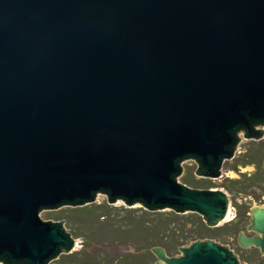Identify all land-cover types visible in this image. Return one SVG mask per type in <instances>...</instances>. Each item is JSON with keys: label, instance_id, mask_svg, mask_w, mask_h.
<instances>
[{"label": "water", "instance_id": "95a60500", "mask_svg": "<svg viewBox=\"0 0 264 264\" xmlns=\"http://www.w3.org/2000/svg\"><path fill=\"white\" fill-rule=\"evenodd\" d=\"M264 0H0V264L75 250L42 210L94 203L226 220L222 189L178 181L192 159L217 178L264 136ZM246 248L264 253V206ZM156 264H239L198 240ZM72 253V252H71Z\"/></svg>", "mask_w": 264, "mask_h": 264}, {"label": "rangeland", "instance_id": "374dc122", "mask_svg": "<svg viewBox=\"0 0 264 264\" xmlns=\"http://www.w3.org/2000/svg\"><path fill=\"white\" fill-rule=\"evenodd\" d=\"M240 138L241 141L238 144L234 155L231 157V159H225L223 161L221 165L220 177L206 178V177L198 176L196 174L199 168L198 164L194 160L189 159L181 164L183 173L178 177V181L181 182L182 184L189 186L192 189H208L206 188L207 185L209 186H211V184L213 186L220 185L227 177L232 179H238L240 178L239 176L240 173H252L254 171V167L252 166H247V167L240 166L239 167L240 172L227 168L234 164L235 159L240 154L244 153L247 143H249L250 141H262L264 140V136L261 139L255 140L253 138L246 139L244 138L243 134H240ZM185 178L193 179L195 182L198 183L199 188L192 186L189 183H185L184 180ZM214 189H221V188H214ZM256 194H258L259 196L261 192L256 191ZM238 199H239V204L241 205L245 201H249L250 199H253V203L249 213H245V210L242 207L236 208L231 201V207H229L226 220L223 221L219 227L217 228L210 227L207 224L205 217L202 216L203 221H205L204 223L206 227L210 228L213 233L212 238H207L202 240H212L225 247L228 246V248L234 252L235 256H237V259L240 260L241 264H253L252 260L254 259H258L264 262V254L261 252L260 248L248 247L247 249H243L242 247H240L238 242V235L241 231L248 238L249 236L251 237L254 236L253 231L247 230V227L251 222L250 221L252 214L251 209L260 205L264 206V202L262 204L260 203L264 201V196L261 197L260 201H258L255 198V196L253 197L248 196L245 198L240 196ZM106 206L110 208V211L106 210L102 213V207H106ZM85 208L95 210V214H90L88 216V215H80L79 213L74 212L75 209H85ZM141 210L149 211L145 209L144 206L141 204H135L134 206L131 207L126 204H109L108 196L104 194H98L95 202L91 204H85L80 206H63L61 208L53 209V210H42L40 212V217L42 220L47 222L51 221L52 223H56L58 221L64 222L63 227L65 228L66 232H68L76 240L75 250L70 251L67 254L61 253L58 256V258L53 259L52 261L49 262V264H66L67 262L69 264L70 262L73 261L72 258L69 256L71 255V252L73 253L75 251L82 250L83 245L85 243L89 244V247L87 248L88 251L93 253L99 251L101 253V257H106L107 259L113 261L114 264H123V262L127 257H132V259L133 258L141 259L142 264H156V262L159 261V258L153 251L150 250L151 249L150 245L144 247L143 250H139L137 248L139 247V245L135 244V240H133V238L130 239L126 238L124 236V233H121V236L111 237V235L106 229L107 226L110 230L113 229L125 230L126 229L125 224L127 223L125 222L126 218H132V219L139 218V216L142 214ZM163 211L165 212V211H175V210L163 209L154 212H163ZM180 214H184V213L182 212ZM100 215L102 216L99 218ZM237 216H239L242 219L240 225L234 224L233 222ZM98 220L102 222V224L101 223L98 224L99 222ZM83 222L87 223V225L94 224L97 229L96 232L93 233L87 226L82 227L81 224ZM108 223L110 225H107ZM193 228L194 226H192V224H188L186 227V229L188 230ZM80 233L83 236L77 238L76 234H80ZM90 236L93 238L95 237L98 243L93 242V244H90L92 242V241L90 242V238H91ZM165 241H169V238H165ZM194 242H191L181 247L190 246ZM153 248L164 249L160 246ZM145 250L149 252H145ZM166 253L168 256L171 257L180 256L182 254L180 249H174V248H170L169 251L166 250Z\"/></svg>", "mask_w": 264, "mask_h": 264}, {"label": "trees", "instance_id": "16d2710c", "mask_svg": "<svg viewBox=\"0 0 264 264\" xmlns=\"http://www.w3.org/2000/svg\"><path fill=\"white\" fill-rule=\"evenodd\" d=\"M240 166H252L254 167V171L252 173H240V178L238 179L227 177L220 185L213 186L211 184V186L207 185L206 188L223 189L230 195L231 201L236 208L242 207L245 210V213H249L253 199L245 201L241 205L239 204L238 198L240 196L243 198L255 196V198L260 201L261 197L264 196V140L250 141L247 143L244 153L240 154L235 159L234 164L227 169L240 172ZM184 180L185 183H189L192 186L198 187V183L193 179L185 178ZM256 191H260L261 194L258 196ZM263 202L264 201L260 203L262 204ZM106 210L110 211V208L108 206L102 207V213ZM141 211L142 214L139 216V218H126L125 222L127 223L125 224V230H110L106 226V229L111 237L121 236V233H124L126 238H133V240H135V244L139 245V247H137L139 250H143L144 247L150 245L151 251L153 247L157 246H160L167 251H169L170 248L179 249V247L191 242L213 237L211 229L206 227L203 217L198 213L190 212L180 214L175 211ZM74 212H77L80 215L88 216L90 214H95V210L88 208L75 209ZM101 216L102 215H100L99 218ZM236 218L238 219L240 217L237 216ZM100 223L102 224V222L99 221L98 224ZM188 224H192L194 228L190 230L186 229ZM81 225L82 227L87 226L93 233H95L97 230L94 224L87 225V223L83 222ZM107 225L110 224L108 223ZM76 235L77 238L83 236L81 233ZM165 238H169V241H165ZM90 242V244H93V242L98 243L95 237H91ZM88 247L89 244L85 243L82 250L71 253L69 256L73 261L69 264H114L113 261L107 259L106 257H101V253L99 251L94 253L88 251ZM145 252L149 251L145 250ZM66 264H68V262ZM123 264H142V261L141 259H132V257H127Z\"/></svg>", "mask_w": 264, "mask_h": 264}, {"label": "flooded vegetation", "instance_id": "af4514ba", "mask_svg": "<svg viewBox=\"0 0 264 264\" xmlns=\"http://www.w3.org/2000/svg\"><path fill=\"white\" fill-rule=\"evenodd\" d=\"M241 218H235L234 219V224H239L240 225V222H241ZM251 225V222H250V224L248 225V227ZM248 227H247V230H248ZM254 232V236L253 237H256V236H261V235H259L256 231H253ZM241 233H243V232H241ZM240 233V234H241ZM240 234H239V236H240ZM249 238H251V236H249ZM239 241V240H238ZM239 245H240V247H242L243 249H247L246 247H244V246H242L241 244H240V242H239ZM252 247H254V246H252ZM256 248V247H255ZM264 254V253H263ZM253 262V264H264V262H262L261 260H258V259H254V260H252ZM239 264H241V262H240V260H239Z\"/></svg>", "mask_w": 264, "mask_h": 264}, {"label": "built area", "instance_id": "2783aa9c", "mask_svg": "<svg viewBox=\"0 0 264 264\" xmlns=\"http://www.w3.org/2000/svg\"><path fill=\"white\" fill-rule=\"evenodd\" d=\"M230 207H231V205H230Z\"/></svg>", "mask_w": 264, "mask_h": 264}]
</instances>
